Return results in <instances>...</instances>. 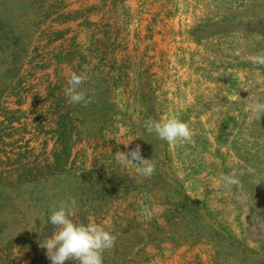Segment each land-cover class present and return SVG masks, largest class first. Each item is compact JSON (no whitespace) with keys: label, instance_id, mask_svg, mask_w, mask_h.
Segmentation results:
<instances>
[{"label":"rangeland","instance_id":"obj_1","mask_svg":"<svg viewBox=\"0 0 264 264\" xmlns=\"http://www.w3.org/2000/svg\"><path fill=\"white\" fill-rule=\"evenodd\" d=\"M256 54L264 0H0V264H51L40 243L72 199L116 236L103 264H264ZM172 116L191 141L144 128ZM137 144L150 178L115 159Z\"/></svg>","mask_w":264,"mask_h":264},{"label":"clouds","instance_id":"obj_2","mask_svg":"<svg viewBox=\"0 0 264 264\" xmlns=\"http://www.w3.org/2000/svg\"><path fill=\"white\" fill-rule=\"evenodd\" d=\"M250 61L255 65L264 66V54L253 55ZM87 79L88 77L82 73L75 71L69 73L64 91L69 103L87 107L93 102L87 92L82 89ZM249 107L257 118L264 116V102L253 100ZM144 128L149 134L154 133L170 144L191 141L193 135L188 123L176 116L159 120L148 118L144 121ZM124 145L127 148L129 143ZM115 159L124 167L135 165V171L145 178H150L156 170L153 158L147 159L141 155L139 144L127 152H116ZM220 180L229 186L239 183L238 177L230 174L223 175ZM76 214L75 199L71 200L70 205L61 204L58 210L53 211L49 222L54 226V231L50 237L40 243V246L46 249L45 254L51 264H65L70 260L75 261L76 264H103L104 253L115 247L116 236L103 224L75 222L73 218ZM150 264H159V260L154 259Z\"/></svg>","mask_w":264,"mask_h":264}]
</instances>
